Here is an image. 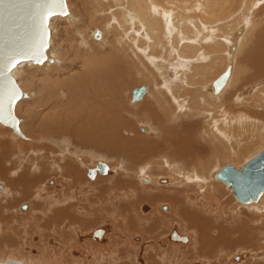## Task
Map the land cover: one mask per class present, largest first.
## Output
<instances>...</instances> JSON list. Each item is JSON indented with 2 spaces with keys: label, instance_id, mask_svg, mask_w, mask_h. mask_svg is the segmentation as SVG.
<instances>
[{
  "label": "rangeland",
  "instance_id": "obj_1",
  "mask_svg": "<svg viewBox=\"0 0 264 264\" xmlns=\"http://www.w3.org/2000/svg\"><path fill=\"white\" fill-rule=\"evenodd\" d=\"M66 1H67V6L69 8V5H68L69 0H66ZM70 5H72V7L77 8L76 4L73 3V0H72V4L70 3ZM261 11L264 14V5L261 7ZM231 12H232V10L228 12L226 17H223V18L219 17L218 18L219 20L217 21V23L214 26H212L215 29L214 33L220 32L223 36H226L228 38V41H227L228 53L226 55H224V51L223 50L220 51L218 53L219 55L216 56L217 60H219V61H221V58H223V57H225L227 60H229L228 59L230 57L229 48L231 46V42H234V40L236 38V37H234V39H233L231 37V35L234 36L235 30L240 26H243V28H244V25H245V21H238L237 20V18H236L237 13L233 14L232 16H228L229 13H231ZM131 13H133V9L129 5V0H120V2H117V0H105L104 4L102 5V8L99 10V13L96 16V19H94L91 22V24L89 25V27H91V25L93 24V25H95L94 27L99 28L95 32V37L97 40L94 37H92L93 35H91L92 40L100 42V40L102 38V31H100L101 29H100V27H98V25L99 26H104V25L108 26V28H109V39H112V41H115V39L119 38V34L121 37L123 36V40H124L123 43L124 44L123 43L119 44V42H117V45H118L117 47H119L122 50L125 48L126 51H129L131 54L130 55L128 52L126 55L125 54L122 55L121 62L123 63L122 68H124V70H121V69L117 70L121 74L123 73L124 76H123V74H122V78L116 76L115 77L116 80H114V77H112L113 82H115L114 83L115 86H114V84L110 83L111 79H109V80L107 79L110 85L106 84L105 89L103 90V94L105 96L104 100L106 102H110V95H109L110 87H112L113 89L117 88L119 92L121 91V95H119L120 96L119 101L124 106V107H122V109H124V111H122V112H123V115L125 116V119L127 121L126 126L121 128V131L119 133L121 136H118L116 138L114 137V139H113V137H110V136L109 137H107V136L103 137V134L100 135V136H102L100 138H102V140L104 139V141H105L104 143H103V141H101L103 143V145H102L103 147L99 146L97 143H96L97 145L95 143L86 144L87 142L85 143V142L81 141L80 139H78V136L75 134L76 130L74 128L80 126V128L82 130H84L85 127L81 126V123L85 117H86L85 120L87 122H91V124H96L94 122V120L92 119V117L88 116L87 113H84V114L82 113L79 119L73 120L75 122V124H74L75 127L72 126V124H70L69 122H65V121L62 122L64 118H67L68 120H70L69 116H71L74 113L71 110L70 111L68 110V112H65V107L63 106V105H69L68 103L70 101L69 102H67V101H68V98L71 97V94H69V96H67L65 98L61 97L62 99H57L58 97L54 98V97H56V96H54L52 99H49L46 101V97H45L46 92L42 90L39 93V90L37 89V88H39V86L35 82H32L31 84L29 83L30 86H28V91L37 90V96L38 97H35L36 99L33 98L32 100H29V101L28 100L23 101L19 105L17 104L16 110H15L16 115L21 119V122H20L21 129H22L23 133L25 134L26 138L21 139L18 137H14L13 130L10 127H7L4 124H2V122H0V136L2 135L0 137L2 139V140H0V154L1 155L3 154L2 156H0V165L1 166L4 165V166H2L3 168L0 167L1 168L0 170H3L2 171L3 173H8V171L11 170L10 168H12V169L15 168L13 173H11L12 175L10 174V172L8 173L11 175L12 179H18L20 177V175H22V174L25 175L28 179L33 178V177H37L39 179L44 180L45 184H47V186H49V187L53 186V185L57 186V185L61 184L60 186L53 188V189H56V190H53L54 192H56V191L58 192V189L63 188V187L65 188V187L69 186L68 188L70 190H72V192L76 191L75 194L77 197V200H68V201H65L63 203L61 202V204L60 203L55 204L51 200V198L47 197V196L44 199H40L36 195L33 196L31 194L32 191H31V193H28L29 197L27 196L26 197L27 199L25 198L23 200L20 196H18L17 199L14 198L15 200L12 199L11 202H4L5 198L0 197V224H2L1 226L5 227V229H7V235H5V237L0 234L1 257L4 256L3 258H5V257L10 256L11 254H14L17 257L14 259L19 260V259H25V258L27 259L30 256L29 258L35 260L36 262L45 264V262L47 261L48 263H46V264H52L50 261H48L45 258H49V260H50V256L48 253H54L53 255L58 260V263L54 262V264H79L81 262V260L82 261L85 260V262H88V260H89V263H91L92 259L95 260V257L91 258L92 254L89 253L90 259L89 258L85 259V254L82 251H84V252L86 251L88 253V252H90V250L94 249V247H92V244H90L91 242L93 244L94 243L96 244L97 242L104 243L105 242L104 240L106 239V240H108V242L106 243L105 250L108 253L106 254V257H105V260H106V262H104L105 264H114V263L118 264L119 262L121 263L122 260H123V262L125 261L129 264H148V263L149 264H264V244H262L263 241L260 239L262 237L260 234L261 230L256 232V234L258 233L259 236L257 235V236H255V238H253L254 236L251 237V235L247 236V241L243 240V241H245V243L242 242V239L239 236L237 237V235L234 234L235 236H232V235L230 236L233 239H231L229 237L230 238L229 241L231 243L228 246H226V245L224 246L222 243H221V245L220 244L218 245L217 243H214V242H209V245H208V243L205 244L207 246L205 247V245H204L203 248H200L199 245H195L197 240H198L197 244L199 243L201 236L202 237L205 236V235H203L204 230L198 229L197 230V232L199 231L197 233L198 238L195 237L194 230H195L196 226L202 228V226L204 225V223L206 221L205 219H207V220L210 219L212 221L213 225L211 224L209 226H214L216 224V222L219 223V221H221L223 224H226L227 221L226 220L222 221L220 218H221V216H223L225 218V216H227V215L222 214L217 219L216 214H214V213H216V209H214L215 211L214 210H208L207 211L206 209H204L206 211L203 210V208L205 206L212 207V205H213V202H206V200H205L206 195H207L206 194L207 189H205L203 186L199 190V187L195 188V185L191 186L190 183L186 181L185 172L181 171V175H182L181 177H180V175H176L177 178L171 179L172 173L170 171H168V165L166 163H165V167H164V164H163V167L162 166L159 167V166H157V164L155 165V163H154V168H153V170L151 169V174L155 178V181L153 179L151 181V183L145 184L144 182H142L140 180L139 176L137 175V172H138L139 167L141 165L146 164V163H150L151 161H158L159 160L157 158V156L152 157L153 155L158 154L159 151L157 152V150H153V151H155V153L152 154V156L149 153H147V152L144 153V152L147 149L146 147H150V145L153 146V144L155 145V142L158 141V138H160L159 142L162 141V138L160 136L155 135V134L144 133V131L142 129H140V133L137 132L138 129L133 130L132 133H129L127 130L131 131V129L128 127V123H130V125H132L131 127L133 129L135 127L138 128V125H140L141 127L147 126L148 127L147 131L149 133H152V131H153L152 129L155 126H157L155 110L157 108H160L167 115V112L170 111L171 109H173L171 107H173L174 105L167 107V105L164 104V102H163L164 100H163V97L161 96L162 95L161 93L164 91V88H165L164 82L165 81H166L165 83L169 84V86L171 84L170 90L172 89V86H174L172 84H174L173 82H176V80H177V78H175V77H177V75L182 73V72H177V70H180L179 66H181L182 68L184 67V66H182L184 63L180 62L184 58L181 57L178 53L180 51V49H178V48H180V47L177 48V46H175L174 43H171L173 41H171V39H169V38H168L170 40V42H168L169 46L167 44L166 47H171V48H174L175 50L177 48L179 50V51L176 50L177 56H174L175 53L171 51L172 52V54H171L172 57H171L170 55H167V53H165V50H162L161 56H158V57L155 56V55H157V53L161 49L158 50L157 52H154L155 55L153 53L151 54V51H148V52L145 51V50H147L148 45L151 49H153V45L155 44V40H153L152 37L154 38V36H152L151 31L149 32L146 28V29H144L146 32L145 35L147 37L149 35L151 36V39H150V37H148V39H147V37H145V35L142 36L144 30L141 29L136 33L135 29L139 25H136L137 27L135 26L136 28L134 29L130 23H129V25H127L126 23L122 24L123 17L128 21L129 15H131ZM245 17L247 18V23H249L251 16L249 14H247ZM263 19H264V16H263ZM254 21H255V19H254ZM256 23H257V21H256ZM185 24H186V22L182 21V23L179 25L180 31L184 30L183 26ZM61 25L59 26V35L62 34L63 27H64V25H62V26ZM231 26H234L235 28H231ZM261 29H264V25L262 27H260V29H258V30H261ZM84 31H86V30H84ZM175 33L176 34L178 33V29H177V32L175 31ZM136 34L138 36L139 35H141V36L137 37ZM147 34H149V35H147ZM243 34H244V32H243ZM243 34H240L238 39H240V37L243 36ZM135 36H136V38H134ZM258 36H259V31H258V34L253 38L252 43L256 41V38H258ZM142 37L143 38L145 37V40ZM132 38H133V40L135 39L134 43L132 41ZM141 38H142L143 42L141 41ZM195 38L191 37L190 39H188V41H187V38L186 39L184 38V39L186 40L185 42H187L190 45H193V44H195L193 42L197 41V40H195ZM80 40L83 41L84 37L80 38ZM136 40L138 41V43L136 42ZM139 40H140V42H139ZM247 40L250 43V41L252 39H249V36H247ZM78 41H79V38H78ZM89 42H90V40H88V42L86 44L83 43V48L90 47ZM150 42H152V43H150ZM59 43H60L59 44L60 49L64 48L62 50L63 51L65 50L64 52H67L68 41H67V39H65V36L64 37L61 36ZM141 43H144V44L141 45ZM145 43H146V45H145ZM183 43L184 42L180 41V43H179L180 46ZM131 45H132V47H131ZM134 45H137V46H134ZM139 45H141V46H139ZM173 46H175V47H173ZM256 46H257V44L253 45V47L251 49V54L253 56H255L257 54ZM99 47H100L99 49H101V51H103L105 53H107V51H108V53L111 51L110 42H107L106 44H104V42L100 43ZM140 47H144V49L143 48L139 49ZM129 48H131V49L133 48V50H135L134 53L139 50L140 51L139 53L143 55V59L140 61L135 59L137 63H135V61H134L131 64L129 62V60L133 59L132 58V52H131L133 50H131ZM248 48H247V50H249ZM144 51L147 54H145ZM171 52H169V53H171ZM62 56L57 58L58 63L56 66L58 67V69L52 70L47 74V77H49L50 80H52L53 82H55L57 80L60 81L58 79V77L60 75H65L64 77H67L70 75L69 69H70L71 65L64 66L68 61H71V63H73L74 66H77L76 65L77 60L73 59L71 57V53L69 51L67 52L66 55L64 53H62ZM166 56H168V57H166ZM237 56L238 55L236 54L234 56V58H236ZM149 57L150 58L152 57L153 60L148 59ZM155 57H157V58H155ZM169 57L172 58L173 60L172 59L170 60ZM177 57L180 59H178ZM71 58H72V60H71ZM168 58L170 61H168ZM262 58L264 60V55ZM156 59H157V61H156ZM178 60H179V64L176 63V61L178 62ZM253 60H254V62L255 61L256 62L261 61V60L257 61L254 58H253ZM253 60H252V63H254ZM151 62L153 64H151ZM172 62L173 63L175 62L176 64L175 63L173 64ZM249 62H251V59L248 60V62H247L248 65L251 64ZM256 62L254 64H255V67L258 68V66L260 65V62H259V65H257L258 63L256 64ZM170 63H171V65H170ZM181 63H183V64L180 65ZM207 64H209V63H205V65H207ZM254 64H251V68H249V73H252V71H253L252 74H249L248 70H247V73H248L247 78L249 77L247 79V83L243 87H240V89H238L237 91L232 93V97L234 95H236L233 98V100L231 98V100L229 101L230 103H229V102H226L225 98H224L225 104L223 102H221L218 105V106H223L224 112H226V111L231 112V113L242 112L244 114H247L250 118L249 121L252 123L255 122L257 124L255 127L254 126L250 127V130L244 134L243 138L246 140V142H245L246 145H244L243 148L244 149L248 148L247 152L245 150L244 152L239 154L240 157H239V155L229 157L228 155H224L220 151L217 152L216 155H214L212 152H208L206 146L202 145L203 149L205 147H206V149L199 151V153L202 154L201 158L195 157L194 158L195 162L192 164H189V169H187V170L192 171L193 169H195L197 167V164L200 163L201 161H203V163H205V164H209V163L212 164L211 165L212 167L206 166L203 169L198 168V172L199 173L202 172V174H205V175L208 174L209 172L211 174H214L216 168H219V167L223 168L224 166H226L228 164L240 167V166H243L248 160L253 158L257 153H259L261 150L264 149V146L261 147L262 142H260V138L258 136V134L260 132H262L263 127H264V104H263L262 108H257L255 106L254 102L252 101V99H250V92L252 93L253 91H255L254 90L255 87L258 88V86H261L260 87L261 91H260V93H259V91H256L258 93L254 94V96L260 97L259 94L262 95V92L264 89V69H263V73H261V71H262L261 69L253 68ZM173 65H175V66H173ZM126 67L128 69L125 70ZM259 68H260V66H259ZM131 69H132V71H131ZM175 69H176V71H175ZM258 70H259V72H258ZM44 71H46L45 68H44V70L42 68H37L34 70V74L36 72V76L38 75L41 78H45L46 75H45ZM254 71L256 73H254ZM130 72H132L134 74V76L131 75ZM151 72L154 73V76L152 75ZM125 73L128 74V76L131 77L132 79L129 78ZM121 74H119V76ZM253 74L255 75V77ZM106 77H108V76H106ZM126 79L128 80L127 81L128 84L126 83ZM86 80L89 81L88 78ZM102 80L104 81L105 79L102 78ZM123 80H125L124 83H123ZM134 81L139 82V83L136 85L134 84V86L130 85L131 83H134ZM57 85L60 86L59 84H57ZM141 85H146L148 90L141 100L133 102L132 101V90L138 86H141ZM94 86H95V83H92V82L87 83V85L85 86L86 87V91H85L86 95H88V96L94 95V92H92V89H93V91H95ZM20 87L24 92H27V90L22 88V86H20ZM61 88L64 89L65 87L62 85ZM107 88H109V89H107ZM58 89H59V87H58ZM64 91H66V89ZM159 91H161V92L158 93ZM198 91H199L198 86H193L192 91L190 92V95L193 96ZM241 93H247V95L249 94L246 97L247 103H245V101H243L241 99V95H239ZM237 97H238V99H237ZM156 100H157L156 103L162 102L163 107H160L159 105L155 104ZM233 102H235V103H233ZM63 103H65V104H63ZM129 104L133 105V107ZM150 104H152V106H154L155 110L152 109V106ZM109 105H112V104H109ZM52 106L56 107L54 109L55 110L54 114L48 113V111H52L51 110ZM125 106L126 107L131 106V108H128V107L126 108ZM194 108L197 110L195 113H193L194 116H192V117L186 116L185 118L171 119V121H173V122H169L167 125V127L169 129H170V127L177 129L176 132H172V136H177V138L174 139V141L178 140V145H180L181 148L185 147L190 142V140H191V144L195 145L196 144V142H194L195 139H198L199 141H201L205 145H210L209 140H210V138H212V136L210 134V130L212 128L211 117H209L205 114H202V113L198 114V111L202 110V109H200L199 107H195V106H194ZM228 108H231V110H228ZM127 109H129L128 112H127ZM220 113L222 115H224L222 119L226 121L227 116L222 111H220ZM165 114L162 115V117H164ZM56 118L60 120L61 123L60 122L59 123L61 124V126H64V127L65 126H71V128H69L70 130L68 131V129L66 130V129H61V128L59 130L58 129L59 127L57 126L58 123L56 122L57 121ZM147 123L148 124L150 123L151 125H147ZM101 125H103V124H101ZM235 125H237V123H234L232 125V127ZM62 131H64V132H62ZM67 131H68V133H67ZM72 131H73V133H72ZM231 131L234 132L235 130L233 131L231 129ZM235 132H241L242 133L243 131H235ZM235 132H234V134L236 135ZM26 134H28V135H26ZM209 134H210V137H208ZM4 135H6V136H4ZM84 137L85 136H82V139H85ZM90 137L88 139H90ZM95 137H99V135H97ZM231 137H234V136H231ZM65 139H69V140L64 142ZM139 140H141V141H139ZM141 142H142V144H140ZM106 143L107 144L110 143V145L109 144L107 145ZM116 144H117V146H116ZM131 144H132V147L130 146ZM157 144H160L161 148H163L162 147L163 142H160ZM241 144H242V141H241ZM142 145H143V147H142ZM111 146H113V147H111ZM139 146L141 148H139ZM115 147H116V149H114ZM229 148H231V147H229ZM84 150H87V151L90 150V156L91 157L88 156L89 157V164L87 165V163H84V161H82V160L80 162H76V163H77V167H78V165L80 166L79 169H81L82 171L84 170L83 172H85L87 170V168H90L81 177L84 179V180L83 179L82 180L84 181L85 186L86 187L88 186L87 187V189L89 190L88 192L91 194H89V193L85 194L86 191L82 192L84 186H82V185L79 186L81 183L75 184L73 181H70L71 180L70 178L63 177V179H62V175H63L62 173L63 172L61 171L62 169L59 168L60 164L65 165L67 161L77 160L78 157L76 155L79 153L81 154V152H83ZM162 153H165V151ZM3 156H4V158L2 159ZM213 157L215 158L214 161L212 160ZM51 160L56 161L57 163L54 162L56 164H54V163L51 164V162H50ZM99 160H103V161L107 162L109 164V166L113 169L116 168V172H113V173L110 172V174L105 173L107 175H102L101 173L100 174L98 173V175H97V173H95V174H93V176L89 175L90 170L96 168L95 165L97 164V162H99ZM169 160H170L169 163H171L172 160H174L173 162L175 164H177V165L181 164L180 166H182V168H184V169H185V164H187L186 163L187 161L182 157L171 156V158H169ZM198 160H199V162H198ZM13 162H14V164H13ZM34 163H36V164H34ZM71 163H73V162H71ZM76 163H74V165H76ZM182 163H185V164L182 165ZM82 164H83V166H82ZM33 165H36V166L39 165V167L41 166L40 167L41 170H37L38 167L35 168V166H33ZM55 165H56V167H55ZM46 166L47 167L51 166L50 167L51 169H48V171L44 173V171H45L44 168ZM148 169H149V166L147 167V170ZM50 170H51V172H50ZM21 171H23V172H21ZM55 171L56 172L58 171L57 172L58 174ZM2 172L0 171V173H2ZM54 172H55V174H54ZM40 173H41L42 178L40 177ZM42 173L44 174V176H42ZM59 173L61 174V177H60ZM210 173H209V175H210ZM50 174H52V175H50ZM34 175H36V176H34ZM56 175H58L59 177ZM96 175H97V177H96ZM158 175H160V176H158ZM53 177H55V178H53ZM103 178L110 179L111 182H108L110 184L114 182L112 179H114V180L120 179L119 184L121 185L120 188L124 189L123 194L122 195L121 194H110L109 195V193L106 192V188L111 187V185L110 184H104L106 182H102L101 185L104 184L103 189H105V191H104V195H102L100 200L98 199L99 200L98 201L97 198L95 197V194H99L101 191L99 188L98 189L95 188L94 185H96V184H94V183L96 181H100ZM164 179H167V181L161 182V180H164ZM42 180H40L38 182V184L42 183L43 182ZM51 180L54 182L53 185H50ZM69 181L72 183L70 184ZM219 181H221V180H219ZM2 182H4L5 184ZM57 183H59V184H57ZM221 183H223L222 188L225 190L227 189L226 190L227 193H225V195L222 196L224 198L221 197V199H223V204L225 205V202H228L230 204V202H231V206L235 207L236 209H240L243 211L242 217H245V215L251 216V213H252L251 211H253V210H249L250 209L249 207L241 208L239 206L240 201H238L235 198V196L232 194L230 188L224 182H221ZM6 184H7V182L5 180L0 179V192H4L6 190ZM74 184H75V186H74ZM92 186L94 188H92ZM7 187H8V184H7ZM226 187H228V188H226ZM75 189H78V191ZM79 189L82 191H80ZM92 192L94 193V195L92 194ZM182 192H184V193L182 194ZM60 193L61 192L59 191L58 194H60ZM172 194H174V196ZM176 194H178L179 202H177L176 200H175V202H171L172 199L171 200L169 199V200H166L163 202L159 201V199L162 197H164V198L165 197H173L174 199H176L177 198ZM83 196H84V199H85V197L87 198V196H88V199H90V204H86L85 207L86 206L88 207V205H90V208L92 207V209H90L91 211L89 213V214H91V212H92L90 218L96 220L95 222L93 221L91 223L92 228H90V226L88 227V226L82 225L81 222L76 223L77 221L80 220L79 214L84 213V210H82L83 205L78 204V202L83 198ZM78 197L80 198V200ZM95 198L97 201H93V199H95ZM49 199L51 200L52 204L50 203ZM17 200H19V201H17ZM43 200H45V201H43ZM85 200L87 201V199H85ZM12 201H14L13 204H12ZM40 201H42L43 203L46 202L45 204L41 203V206L44 207L43 212H40V211L37 212L38 209L34 205V204L38 203L37 206H39ZM75 201H77V202H75ZM86 201L83 203H86ZM19 202H21V203L19 204ZM101 202L103 203V205ZM195 202L197 204H193ZM70 203H73V204L75 203L74 205L71 204L72 206H78V205H79V207L82 206L80 208V210H78L79 213L76 211L78 215L75 214L76 212H72L73 210L70 209V206H71ZM17 204H19V206ZM62 204H64V205H62ZM96 204H97V206H96ZM7 205H9V207H7ZM49 205H51L52 208ZM57 205H59V206L62 205L63 208L67 207L66 205H68V210H69L68 212H70L71 214H69L67 212V214L65 216H62L65 220L62 219V217H60V218H59V216L56 217V215H58L57 209L61 208V206L59 207ZM145 205H147V207L145 209H143L144 208L143 206H145ZM166 205L168 206L167 210L164 209L166 207ZM32 206H35L34 209ZM163 206H164V208H163ZM48 208H49V210H48ZM31 209L33 211H31ZM97 210H99V212ZM158 211H160L161 214H159ZM203 211L205 213H203ZM230 211L233 212L232 209H230ZM101 212H102V214H99ZM34 213H36V214L34 215ZM46 213H48V214L46 215ZM49 213H51V215ZM55 213H56V215H55ZM94 213H98V215L94 214ZM115 213H117V214L115 215ZM164 213H166L165 214L166 218L161 216V215H164ZM180 213H181L182 217H184V218H182L179 215ZM23 214H25V215H23ZM189 214H196L194 216H196L198 219L199 218L200 219L198 221L197 220L189 221L187 218H185V215L188 217ZM205 214L208 217H206ZM218 214H220V212ZM36 215L41 217V219H42V217H44V218L42 219V221L38 222V220H41V219H38L39 217H37ZM83 215L84 214H82V217H83ZM169 216H170V218H169ZM46 217H47V219H46ZM101 217L102 218L104 217V218L101 219ZM152 217H154V218H152ZM215 217H216V220L214 219ZM48 218L51 219L52 221L50 220L47 222ZM226 218H229V217L227 216ZM99 220L101 221L100 223H99ZM23 222H25L26 225ZM199 222H202L203 225ZM6 223H9V224L6 225ZM230 223H231V221H230ZM37 224L39 225L38 227H36ZM192 224L195 226H193ZM205 224H207V223H205ZM52 226L55 228H53ZM82 226H83V228H82ZM257 226L259 227L258 224H257ZM40 227H43L41 232H40V230H41ZM67 227H69V228H67ZM57 228H58V230H57ZM88 228H89V230H88ZM100 228H106L107 229L106 233L104 234V238L101 241H99L97 239H93L90 235V232L95 231V230L100 229ZM14 229H16L15 232H14ZM78 229H80L81 231H84V230H86V231H84L81 234H78ZM174 229H176L179 234L188 236V238H189L188 241L187 242H181V241L176 242V240H171L169 238V236L171 235V233L173 232ZM47 230H48V232H46ZM53 230H55L56 232ZM90 230H92V231H90ZM28 232L31 234H29ZM50 232H51V234H48ZM43 233H44V235H43ZM150 233H152V234H150ZM40 234H42V235L40 236ZM54 234L56 235L55 238L53 237ZM215 234H216V232H215ZM33 235L35 237H33ZM45 235L50 236V237L46 238ZM199 235H200V237H199ZM50 238L52 241L49 240ZM250 238L255 239L254 242H251ZM39 239H41V240H39ZM46 240L47 241L49 240L48 242H50V243H48ZM64 240H65V242H63ZM70 240L73 243L72 245L70 243ZM18 241L22 242L23 246ZM43 241L47 242L48 244L43 243ZM25 242L27 243L28 246H26ZM32 242H33V244H32ZM66 242H68V243L66 244ZM18 243L20 245H18ZM211 245L214 248H212ZM7 246H9V247H7ZM19 246L23 247L24 249L23 248L20 249ZM69 246H74V248L69 247ZM215 246H217V247H215ZM77 247L80 248V251L76 250ZM117 248H119V249L125 248L126 250L130 251V252L126 251V253H129V255L126 254L128 256L125 255L124 259H122V257H121L122 260L120 261V258L118 259L120 251H119V249L116 251ZM68 250L70 251V254H68L69 253ZM135 250H136V253H135ZM202 250H204V251H202ZM64 251H66V254ZM110 252L112 254L116 253V255L115 254H113V255L116 256L117 259H115V260L117 262H114L115 260H113L109 256ZM246 252L249 253V256H247L245 258ZM58 253L60 254V256L57 255ZM71 253L73 256L71 255ZM64 254L67 255V257ZM132 254H134V255L131 256L132 257L131 258L130 255H132ZM137 255H138V257H137ZM240 255H242L241 259L235 261L234 258H236L237 256H240ZM69 256L71 259L68 258ZM126 257H129V258L126 259ZM37 258H39V259H37ZM130 258L132 259V261ZM64 260H65V262H63ZM94 262H96V261H94ZM100 263L103 264V262H100Z\"/></svg>",
  "mask_w": 264,
  "mask_h": 264
},
{
  "label": "bare ground",
  "instance_id": "obj_2",
  "mask_svg": "<svg viewBox=\"0 0 264 264\" xmlns=\"http://www.w3.org/2000/svg\"><path fill=\"white\" fill-rule=\"evenodd\" d=\"M69 1H68V5H69L68 14H66V15H54L50 19L51 37H50V47L48 49V53L47 54H48L49 58H52V60H48L47 59L42 64L33 63L31 61H23V62H20L13 69V74H14L15 78L17 79L18 84H20V86H22L23 89L27 90V93H28V96L21 98L18 101L17 104L19 105L23 101H27V100L29 101V100H32L35 97H38L37 96V90L28 91V86H30V84L32 82H35L39 86V88H37L39 90V93L42 90L46 92V94H45L46 101L49 100V99H52L54 96H56L54 98L58 97L57 99H62L61 97L65 98V97L69 96V94H71V97L68 98V101H67V102L70 101L68 103L69 105H63V106L65 107V112H68V110L69 111L71 110L74 113L71 116H69L70 120H68L67 118H64L62 122H64V121L65 122H69L70 124H72V126L75 127V125H74L75 122L73 120L79 119L82 113L83 114L87 113L88 116L92 117V119L94 120V122L96 124H91V122H87L85 120V118H86L85 117L83 119L82 123H81V126H84L85 129L82 130L80 128V126L79 127H75L74 128L76 130L75 134L78 136V139H80L81 141H83L85 143L87 142L86 144H93V143L96 144L97 143L99 146H102L105 141H104V139L102 140V138H100V137H102L100 135L103 134V137L104 136H107V137L110 136V137H113V139H114V137L116 138L118 136H121L119 134L120 131H121V128L125 127L126 124H127L125 116L123 115V112H122V111H124V109H122V107H124V106L119 101V97H120L119 95H121V91L119 92L117 88L113 89L112 87H110V91H109L110 102H106L104 100L105 96L103 94V90L105 89V85L109 84V82H108L109 79H111L110 83H112V84L115 83V82H113L112 77H114V80H116L115 79L116 76L122 78V74L123 73L121 74L117 70H119V69L124 70V68H122L123 63L121 62L122 55L123 54L126 55L129 51H126L125 48L122 50L119 47H117L118 46L117 42H119V44L124 42L123 36L121 37L120 34H119V38L115 39V41H112V39H109V28H108V26H105V25L104 26H99L98 25V27H100V29H101L100 31H102V38H101L102 41L100 40V42H97V41L92 40V37H94L96 39L95 32L99 28L94 27L95 25H93V24L91 25V27H89V25L91 24V22L94 19H96V16L99 13V10L102 8V5L104 4L105 0H73V3L76 4L77 8L76 7H72V5H70V3L72 4V0H69ZM117 2H120V0H117ZM129 5L133 9V13H131V15H129V20L128 21L123 17L122 24L126 23L127 25H129V23H130L131 26L134 29L137 27L136 25H139L135 29L136 33L139 30H141V29L144 30V29L147 28V30L149 32L151 31L152 36H154V38L152 37V39L155 40V44L153 45V49H151L149 47V45L147 44L148 47L151 50L147 47V50H145V51H147V52L151 51V54L153 53L155 55L154 52H157L158 50L161 49L157 53V55H155V56H157V57L161 56L162 50H165V53H167V55L171 56L172 52H174L175 53L174 56H177L176 55V50L180 49V51L178 50L179 51L178 53H179V55L181 57L184 58L182 61H180V62L184 63V64L181 63L180 65L183 64L182 66H184V67L182 68L181 66H179L180 70H177V72H182V73L177 75V77L174 76L175 78H177L176 82H173L174 84H172L174 86H172V89L170 90L171 84L169 86V84H166L165 83L166 81H165L164 82V84H165L164 86H165L166 89L164 88V91L165 90L166 91L165 92L163 91L161 93L162 94L161 96L163 97V100H164L163 101L164 104H166L167 107L174 105L173 107H171L173 109L170 108L171 110L168 111L167 115H166L160 108H157L155 110L154 106H152V104H150L152 106V109L155 110L156 124H157V126H155L152 129L153 130L152 133H149L147 131V129H148L147 126L141 127L140 125H138V128L135 127L133 129L131 127L132 125H130V123H128V127L131 129V131L127 130L129 133H132L133 130H137V129H138L137 132L140 133V129H142L144 131V133L155 134L157 136H160L162 138V141H160V142H163V144H162L163 148H161L160 144H157V143H160L159 142L160 138H158V141L156 140L157 142H155V145L153 144L154 147L151 146V145H150V147H146L147 149H146V151L144 153L147 152L151 156H152V154L155 153V151H153V150H157V152L159 151L158 154H155V155L152 156V157H156L157 156V158L159 160L158 161H151L150 163H146V164L141 165L139 167L137 175L139 176V178H140V180L142 182H144L145 184H149V183H151V181L153 179L155 181V178L151 174V169L153 170L154 163H155V165L157 164V166H159V167H161V166L163 167V164H164V167H165V163H166L168 165V171H170L172 173L171 179L172 178H177L176 175H180V177H181L182 176L181 175V171H183V172H185L186 181L189 182L191 186L195 185V188L199 187V190L203 186H204L205 189H207L206 190V194L207 195H206L205 200H206V202H213V205H212V207L205 206L203 208V210L206 209L208 211V210L216 209V213H214V214H216L217 219L222 214L223 215H227L229 218H226L227 216H225V218H226L225 219L223 216H221L220 219L222 221L223 220L227 221L226 224H223L221 221H219V223L216 222L215 221L216 217H215L214 221L216 222V224L218 223L217 225L214 223L216 226L215 225L214 226H209V225L212 224V221L210 219H208V220L205 219L206 221L203 219L205 221V223H207V224L204 223V225L202 224V222H199L203 226H202V228L196 226L197 229L195 228L194 235H195L196 238H198L197 237V233L199 231L197 232V230L198 229L199 230L200 229L204 230L203 231L204 232L203 235H205V236L204 237H202V236L200 237V235H199L200 240H199L198 244H197L198 240L197 241L195 240L196 241L195 245H199L200 248H203V246L205 244H207V243L209 245V242H214V243H217L218 245L219 244L221 245V243H222L224 246L225 245L228 246L231 243L229 241L230 238H231L230 236L231 235L235 236L234 234H236L237 237L239 236L242 239V242L245 243V241H247V236L251 235V237L254 236L253 238H255V236H257V235L259 236V234L258 233L256 234V232H258L260 230H261L260 234L262 236L260 239L263 241L262 244H264V192L259 196L258 200L251 201V202H241V201L239 202V206L241 208L249 207L250 208L249 210H253L254 211V212L251 211L252 213L250 212L251 216L248 215L249 216L248 217L247 215H245V217H242L243 216L242 215L243 211L240 210V209H236L235 207L231 206V202H230V204L228 202H225V205L223 204V199H221V197L223 195H225V193H227V191H226L227 189L225 190V189L222 188V184L223 183H221V182H224V181L222 179L216 177V173L220 169H222L221 167L216 168L214 174H211L209 172L210 175H209V173L205 175V174H202V172L199 173L198 172V168L203 169L206 166H211L212 164L211 163L205 164V163H203V161H201L200 163L197 164V167L195 169H193L192 171L191 170H187V169H189V164H192V163L195 162V160H194L195 157L201 158L202 154H200L199 151L200 150H205L206 147H207L208 152H212L214 155H216L217 152L220 151L224 155H228L229 157L230 156H238L239 154H241L245 150L247 152L248 148H246V149L243 148L244 145H246L245 144L246 140L243 138L244 134L250 130V127H252V126L255 127L257 124L255 122L254 123L250 122L249 121L250 118H249V116L247 114H244L242 112H238V113H231V112H227V111L224 112L223 106H218V105L221 102H223L224 104H225V101L229 102L231 100V98L233 100V98L236 95H234L232 97V93L237 91L238 89H240V87H243L247 83V79L249 78V77L247 78V74L249 73V68H251V64H254L256 62V61L254 62L253 58L255 60H257V61H259V60H261V61H259L260 65H259V62H256V64L258 63L257 65H259L260 68H259V66H258V68L255 67V64H254V67L253 66L252 67L255 68V69L256 68L257 69H261L262 71L261 70L260 71H261V73H263L264 60H263L262 57L264 55V29H261V30H258V29H260V27H262L264 25V19H263L264 14L261 11V7L264 5V0H129ZM231 10H232V12L229 13L228 16H232L233 14L237 13V15H236L237 20L238 21H245V25H244V28H243V26L238 27L235 30L234 36L231 35V37L233 39H234V37H236V38H235L234 42L230 41L231 42V46L229 48V50H230L229 51L230 52V57L228 58L229 60H227L225 57H223V58H221V61H219V60H217L216 56L219 55L218 53L220 51L223 50L224 51V55H226L228 53V51H227L228 38L226 36H223L220 32L214 33L215 29L212 26H214L217 23V21L219 20L218 19L219 17H221V18L226 17L228 12L231 11ZM247 14H249L251 16V19H250L249 23H247V18L245 17ZM254 19H255V21H254ZM182 21H185L186 24L183 26L184 30L180 31L179 30V25L182 23ZM256 21H257V23H256ZM61 24L64 25V27H63L62 34L59 35V26ZM176 28L178 29V33L177 34L175 33V31L177 32ZM231 28H235V27L231 26ZM84 30H86V31H84ZM258 31H259V36H258V38H256V41L252 43L253 38L258 34ZM243 32H244V34H243ZM145 34H146V32L144 30L142 36H144ZM240 34H243V36H241L240 39H238ZM91 35H93V36L91 37ZM147 35H149V34H147ZM61 36H63V37L65 36V39H67V41H68V45H67L68 50H67V52L69 51L71 53V57L73 59L77 60L76 61L77 62L76 65L77 66H74V64L71 63V61H68L64 66L71 65L70 69H69L70 75L67 76V77H64L65 75H60L58 77V79L60 81L57 80V81L53 82L52 80H50L49 77H47V74L50 71H52V70H57L58 69V67L56 66L57 63H58L57 58L61 57L62 53H64L65 55L67 54V52H64L65 50L64 51L62 50L64 48L60 49V47H59V44H60L59 40H60ZM136 36L140 37L141 35L138 36L136 34ZM136 36L134 38H136ZM247 36H249V39H252L250 41V43L247 40ZM82 37H84L83 41L80 40V38H82ZM145 37H147V36L145 35ZM145 37L144 38L142 37V38L145 40ZM148 37H150V39H151L150 35ZM148 37H147V39H148ZM191 37L192 38L196 37L195 40H197L196 42H193L195 44H193L191 42L193 45H190L187 42H185L186 38H187V41H188V39H190ZM78 38H79V41H78ZM142 38H141V41H142ZM168 38L171 39V41H173L171 43H174V45L177 46V48L178 47H180V48H178V49L176 48V50H175L174 48L166 47L168 42H170V40ZM88 40H90V42H89L90 43V47L83 48V43L86 44L88 42ZM134 40L132 38L133 43H134ZM137 40H136V42L138 43ZM180 41L184 42L181 46L179 44ZM103 42H104V44H106L107 42H110L111 51L109 53H108V51H107V53H105V52L101 51V49H99L100 48L99 47L100 43H103ZM139 42H140V40H139ZM150 43H152V42H150ZM142 44H144V43H141V45ZM255 44H257V46H256L257 54L255 56H253L251 54V49H252L253 45H255ZM141 45H139V46H141ZM145 45H146V43H145ZM134 46H137V45H134ZM168 46H169V44H168ZM175 46H173V47H175ZM131 47H132V45H131ZM141 48L144 49V47H140L139 49H141ZM247 48L249 50H247ZM129 49H131V48H129ZM131 50H133V48ZM134 51L135 50L131 51L132 52V58H133V59L129 60V62L131 64L134 61H135V63H137L135 59H137L138 61L143 59V55L139 53L140 52L139 50L138 51L136 50L137 52H135V53H134ZM145 51H144V53H145ZM169 52H171V53H169ZM129 54H130V52H129ZM145 54H147V53H145ZM236 54L238 56L236 58H234V56ZM157 57H155V58H157ZM166 57H168V56H166ZM72 58H71V60H72ZM169 58H168V61H170L172 59V58H170V60H169ZM148 59H150V60L152 59L153 60L152 57L151 58L149 57ZM178 59H180V58H178ZM250 59H251V62H249V63H251V64L248 65L247 62ZM252 60H253L254 63H252ZM156 61H157V59H156ZM176 63L179 64V60H178V62L176 61ZM205 63H209V64L205 65ZM151 64H153V63L151 62ZM170 65H171V63H170ZM173 66H175V65H173ZM37 68H42L43 70H44V68L46 69V71H44L45 75H46L45 78H41L38 75L36 76V72L34 74V70L37 69ZM229 68H230V73H229V76L227 77V79L225 80L224 85L221 86L219 89H217L216 85L214 84L215 80L217 78H219ZM126 69H128V68L126 67L125 70ZM247 70H248V73H247ZM131 71H132V69H131ZM175 71H176V69H175ZM258 72H259V70H258ZM252 73H253V71H252ZM252 73H249V74H252ZM254 73H256V72L254 71ZM119 74H121V75L119 76ZM130 74L134 76V74L132 72H130ZM126 75L128 76V74H126ZM152 75L154 76V73H152ZM106 76H108V77H106ZM123 76H124V74H123ZM254 77H255V75H254ZM87 78L89 79V81L86 80ZM102 78H104L105 80L103 81ZM129 78H131V77H129ZM127 81L128 80L126 79V83L128 84ZM88 82L95 83L94 89H95L96 92L93 91V89L91 88L92 92H94V95H91V96L89 95L88 96L85 93V91H86V87L85 86L87 85ZM124 82H125V80H123V83ZM138 83L139 82H135L134 81V83H131L130 85L134 86V84L136 85ZM57 84H59L60 86H58ZM62 85L65 87L64 89L61 88ZM114 86H115V84H114ZM193 86H198L199 91L192 96V95H190V92L192 91V87ZM58 87H59V89H58ZM260 87L261 86H258V88L255 87V89H254L255 91L252 90L253 92L252 93L250 92V99H252V101L254 102V104H255V106L257 108H262L263 104H264V89H263L262 95L259 94L260 97L259 96H254V94L258 93L256 91H259V93H260V91H261ZM65 89H66L67 92L64 91ZM107 89H109V88H107ZM147 90H148V88H147ZM160 92L161 91H159L158 93H160ZM239 95H241V99L243 101H245V103H247L246 102V97L249 94L247 95V93H241ZM132 97H133V94H132ZM224 98H225V101H224ZM141 99H139V100H141ZM237 99H238V97H237ZM139 100H137V101H139ZM132 101H133V98H132ZM133 102H136V101H133ZM156 102H157V100L155 101V104L159 105L160 107H163V103L162 102H160V101H159L160 103H156ZM65 103H63V104H65ZM233 103H235V102H233ZM109 104H112V105H109ZM129 105H131V104H129ZM193 105L195 107H199L200 109H202V110L198 111V114L202 113V114H205V115L211 117L212 128L210 130V134H211L212 138H210V140H209V144L210 145H205L201 141H199L198 139H195L194 140V142H196L195 145L191 144V140H190V142L185 147L181 148L180 145H178V140L174 141V139H176L177 136H172V132H176L177 129H175L173 127H170V129H169L167 127V125H168L169 122H173V121H171V119L185 118L186 116H188V117L194 116L193 113H195L197 110L194 108ZM131 106L133 107V105H131ZM131 106H129V107L127 106V107L131 108ZM55 108L56 107L52 106V108H51L52 111H48V113L54 114L55 113L54 112ZM128 110L129 109H127V112H128ZM228 110H231V108H228ZM220 111H222L227 116L226 121L222 119L224 115H222L220 113ZM164 114H165V116L162 117V115H164ZM56 120H57L56 122L58 123L57 126L59 127L58 128L59 130H60V128L61 129H66V130L68 129V131L70 130L69 128H71V126H65V127L61 126L60 120L57 119V118H56ZM234 123H237V125L232 127V125ZM101 124H103V125H101ZM147 125H151V124L147 123ZM20 128H21V125H20ZM231 129L233 131L235 130V131H243V132L241 133V132H235L234 131L236 133V135H235L234 132L231 131ZM21 131H22V129H21ZM68 131H67V133H68ZM62 132H64V131H62ZM72 133H73V131H72ZM13 134H14V137H18V138L22 139V137L18 136L15 132ZM210 134L208 135V137H210ZM26 135H28V134H26ZM97 135H99V137H95ZM4 136H6V135H4ZM82 136H85L84 137L85 139H82ZM231 136H234V137H231ZM258 136L260 138V142H262V145H261V147H262V146H264V127H263L262 132H260L258 134ZM89 137H90V139H88ZM0 140H2V139L0 138ZM68 140L69 139H65L64 142H66ZM101 141H103V143ZM139 141H141V140H139ZM241 141H242V144H241ZM108 144L110 145V143H108ZM140 144H142V142ZM202 145L206 146V147L203 149ZM116 146H117V144H116ZM130 146L132 147V144ZM111 147H113V146H111ZM142 147H143V145H142ZM229 147H231V148H229ZM139 148H141V147L139 146ZM114 149H116V147ZM164 151H165V153H162ZM2 155L0 154V156H2ZM76 156L78 157L77 160L67 161L65 165L64 164L61 165L59 163L60 164L59 168H61L62 169L61 171L63 172V173L61 172L63 174L62 175V179H63V177L70 178L71 179L70 181H73L75 184L81 183L79 186H81V185L84 186L83 187V191L80 190V189L79 190L82 191V192L86 191L85 194H88L89 193L88 192L89 190L87 189L88 186L87 187L85 186V183L83 181L84 179L81 176H83V174L90 168H87V170L85 172H83L84 170L82 171L81 169H79L80 168L79 165L77 167V163L76 162H80L82 160V161H84V163H87V165H88L89 164V157L88 156H90V150H88V151L84 150L83 152H81V154L79 153ZM171 156L184 158L187 161L186 162L187 164L182 163V165L185 164V169L182 168V166H180L181 164L180 165L175 164L173 162L174 160H172V162L169 163L170 162L169 158H171ZM239 157H240V155H239ZM3 158H4V156L2 157V159ZM214 159L215 158L213 157L212 160L214 161ZM199 160H198V162H199ZM50 162H51V164H53L56 161L51 160ZM71 162H73V163H71ZM100 162L106 163V165L108 167V170H107L108 172L107 171L106 172H101L100 171L99 166H98V164H100ZM56 163H54V164H56ZM74 163H76V165H74ZM13 164H14V162H13ZM34 164H36V163H34ZM2 166H4V165H2ZM2 166L0 165L1 168H3ZM33 166H35V168L38 167L37 170H41L40 169L41 166L40 167H39V165L38 166L33 165ZM82 166H83V164H82ZM148 166H149V169L147 170ZM50 167L51 166H48V167L46 166L44 168V170H45L44 173L47 172L48 169H51ZM55 167H56V165H55ZM95 167H96L97 175H98V173L99 174L101 173L102 175H107V174H110V172L111 173L116 172V168L115 169L111 168L109 166V164L107 162L103 161V160H99V162H97ZM235 167H237L239 169L242 166H240V167L239 166H235ZM10 169L11 170H9L8 173L10 172V174H11V173H13L15 168H13V169L10 168ZM0 171L2 172L3 170H0ZM21 172H23V171H21ZM50 172H51V170H50ZM55 172H54V174H55ZM8 173H3V172L0 173V179L5 180L7 182V184H8V187H7V184H6V190L4 192H0V197L5 198L4 202H11L12 199H14V198L17 199L18 196H20L22 198V200H23V199H25L28 196V193H31V191H32L31 194L33 196L36 195L40 199H44V198H46V196L50 197L51 200L55 204L56 203H60L61 204V202L63 203V202L68 201V200H77V197H76V194H75L76 191L72 192V190H70L68 188L69 186H67L65 188L63 186H62L63 188L59 187L60 189H58V192L60 191L61 193L58 194L57 191L56 192L53 191V190H56V189H53V188L58 187L61 184L55 186V185H53L54 182L52 180L50 181V185H53V186L49 187V186H47V184H45L44 180L39 179L37 177H33V178L28 179L25 175L22 174V175H20V177L18 179H12L11 178L12 174L10 175ZM105 173H107V174H105ZM50 175H52V174H50ZM97 175H96V177H97ZM34 176H36V175H34ZM42 176H44L43 173H42ZM56 176H58V175H56ZM158 176H160V175H158ZM40 177H41V173H40ZM60 177H61V174H60ZM53 178H55V177H53ZM40 180H42L43 182L38 184V182ZM112 180L114 182L112 181L113 183H111V184L108 183V182H111V180L108 179V178L107 179L103 178L100 181H96L94 183V184H96V185H94L95 188H97V189L99 188L100 191H101L99 194H95V197L97 198V200L98 199L100 200L101 196L104 195V191H105V189H103L104 188L103 187L104 184H110L111 185V187L106 188V192L109 193V195L110 194H121V195L123 194V190L124 189L120 188V186H121L119 184L120 179L119 180L112 179ZM219 180H221V181H219ZM164 181L166 182L167 179L161 180V182H164ZM102 182H106V183L101 185ZM2 183H4V182H2ZM71 183L72 182H70V184ZM57 184H59V183H57ZM75 184H74V186H75ZM228 187H226V188H228ZM92 188H94V187L92 186ZM75 190L78 191V189H75ZM230 190H231V188H230ZM231 192L234 195V192L232 190H231ZM183 193L184 192H182V194ZM89 194H91V193H89ZM92 194L94 195L93 192H92ZM172 195L174 196V194H172ZM176 195H177L176 199H174L173 197H165V198L162 197V198L159 199V201L163 202V201L172 199L171 202H175V200L177 202H179L178 194H176ZM96 198L93 199V201H97ZM222 198H224V197H222ZM85 199H87V201ZM85 199H84V196H83V198L81 200L79 198L80 201L78 200L79 201L78 204H80V205L82 204L83 205V209L82 210H84V213H80L81 215L79 214L80 220L77 221L76 223L81 222L82 225L88 226V227L90 226V228H92L91 227V223L93 221L95 222L96 220L90 218L92 212H91V214H89V213H90V211H91L90 209H92V207L90 208V205H88V207L86 206L87 208L85 207L86 204H90V199H88V196H87V198L85 197ZM45 200H43V201H45ZM51 200L49 199L50 203L52 204ZM17 201H19V200H17ZM85 201H86V203H83ZM13 202L14 201H12V204H13ZM75 202H77V201H75ZM20 203L21 202H19V204ZM39 203H40L39 206H37L38 203L37 204L33 203V204L38 209L37 212H39V211L43 212L44 207L41 206V203H43V202L40 201ZM45 203H43V204H45ZM19 204H17V205L19 206ZM64 204H62V205H64ZM71 204H73V203H70V205ZM193 204H197V203L195 202ZM62 205H60L61 208H59L60 206L57 205V206H59L58 207L59 209H57L58 210L57 211L58 215H56V213H55L56 217L59 216V218H60L62 216H65L67 214V212L69 211L68 210V205L69 204L66 205L67 207H65V208H63ZM102 205H103V203H102ZM35 206H32L33 209H34ZM49 206L51 207V205H49ZM96 206H97V204H96ZM164 206H163V208H164ZM7 207H9V205H7ZM81 207H79V205L78 206H72L71 205L70 209L73 210L72 212H76V211L78 212V210H80ZM143 207H144L143 209H145L147 207V205H145ZM167 207L168 206L166 205V207L164 209L167 210ZM230 209H232L233 212H231ZM48 210H49V208H48ZM206 210H204V211H206ZM31 211H33V210L31 209ZM97 211L99 212V210H97ZM204 211H203V213H205ZM77 212L75 214H77ZM158 212H159V214H161L160 211H158ZM219 212H220V214H218ZM68 213L71 214L70 212H68ZM181 213L179 215L182 217ZM35 214L36 213H34V215ZM47 214L48 213H46V215ZM49 214L51 215V213H49ZM82 214H84L83 217H82ZM94 214L98 215V213H94ZM99 214H102V212L99 213ZM116 214L117 213H115V215ZM165 214L166 213H164V215H161V216L165 217ZM23 215H25V214H23ZM194 215H196V214H189L188 217L185 215V218H187L189 221H191V220H197L198 221L200 218L198 219ZM37 217H39V216H37ZM154 217H152V218H154ZM206 217H208V216L206 215ZM43 218L44 217H42V219ZM49 218H48L47 222L51 220ZM103 218L101 217V219H103ZM169 218H170V216H169ZM182 218H184V217H182ZM38 219H41V217H39ZM42 219L38 220V222L42 221ZM46 219H47V217H46ZM62 219H64V218L62 217ZM100 220H99V223L101 222ZM229 220L231 221V223H230ZM23 223L25 224V222H23ZM7 224H9V223H6V225ZM257 224L259 225V227L257 226ZM1 225L2 224H0V234L5 237V235H7V229H5V227H3ZM38 226L39 225L37 224L36 227H38ZM193 226H195V225H193ZM40 228H41V230L40 229L39 230L41 232L43 227H40ZM53 228H55V227H53ZM67 228H69V227H67ZM82 228H83V226H82ZM55 230H53V231H55ZM57 230H58V228H57ZM88 230H89V228H88ZM97 230L99 231L98 233H96ZM97 230H95V231L90 230V231H92V232H90V235H91V237L93 239H97V240L101 241V240H103L104 234L106 233L107 229L106 228H100V229H97ZM15 231H16V229H14V232ZM84 231H86V230H84ZM84 231H81L80 229H78V234H81ZM46 232H48V230ZM174 232L177 234L176 236L173 234ZM215 232H216L217 235L215 234ZM29 234H31V233H29ZM48 234H51V232L48 233ZM150 234H152V233H150ZM41 235L42 234H40V236ZM43 235H44V233H43ZM183 236H186V235H181V234L178 233V231L176 229H174L173 232L171 233V235L169 236V238L171 240H176V242H178V241L187 242L188 239H189L188 236H186L187 240H182L181 237H183ZM33 237H35V236L33 235ZM48 237H50V236H46V238H48ZM53 237L55 238L56 235L54 234ZM253 238L252 239L250 238L251 242H254L255 239H253ZM231 239H233V238H231ZM39 240H41V239H39ZM49 240H51V238ZM243 240H245V241H243ZM104 241H105L104 243L97 242L96 244L95 243L93 244L91 242L90 244H92V247H94V249L90 250V252H88V253L86 251L85 252L82 251V252L85 254V259H88L90 257L89 253H91L92 254L91 258L95 257V260L92 259L91 263H89V260H88V262H85V260L84 261L81 260V262L79 264H101L100 262H103V264H105L104 263V262H106L105 257H106V254L108 253L105 250V248H106V243L108 242V240L105 239ZM47 242L43 241V243H45V244L50 243V242H48V243ZM63 242H65V240ZM19 243H21V245L23 244L22 242H19ZM19 243H18V245H20ZM67 243L68 242H66V244ZM70 243H71V245L73 244L71 242V240H70ZM32 244H33V242H32ZM26 246H28L27 243H26ZM206 246L207 245H205V247ZM7 247H9V246H7ZM69 247H73L74 248V246H69ZM215 247H217V246H215ZM21 248H23V247H20V249ZM212 248H214V247L212 246ZM118 249L119 248H117L116 251ZM76 250L80 251V248L77 247ZM119 251L120 252H119L118 259L120 258V261L122 259H124L126 254L129 255V253H126V251H128V250H126L125 248H121V249H119ZM202 251H204V250H202ZM64 252L66 254V251H64ZM128 252H130V251H128ZM135 253H136V250H135ZM48 254L50 256V260H49V258H45L44 257L45 259L50 261L52 264H54V262L58 263L57 258L53 255L54 253H48ZM68 254H70V251H69ZM113 254L116 255V253H113ZM113 254L110 252L109 256L113 260L117 259L116 256L113 255ZM57 255L60 256L59 253ZM71 255H72V253H71ZM128 255H126V256H128ZM133 255L134 254L130 255V257L133 256ZM65 256L67 257V255H65ZM247 256H249V253L246 252L245 258ZM3 257H1V253H0V262H4V261H7V260H17V259H14V258H17L14 254H11L10 256L5 257V258H3ZM121 257H122V259H121ZM137 257H138V255H137ZM241 257H242V255L237 256L236 258H234V260L235 261L239 260V259H241ZM28 258L27 259L26 258L25 259H19L18 261H20L21 264H42V263L36 262L33 259H30V258L28 259ZM68 258L71 259L70 256ZM127 258H129V257H126V259ZM37 259H39V258H37ZM94 261H96V262H94ZM131 261H132V259H131ZM63 262H65V260ZM114 262H117V261L115 260ZM46 263H48V262L46 261L45 264ZM114 264H116V263H114ZM118 264H129V263H127L125 261L123 262V260H122V262L121 263L119 262Z\"/></svg>",
  "mask_w": 264,
  "mask_h": 264
},
{
  "label": "water",
  "instance_id": "obj_3",
  "mask_svg": "<svg viewBox=\"0 0 264 264\" xmlns=\"http://www.w3.org/2000/svg\"><path fill=\"white\" fill-rule=\"evenodd\" d=\"M66 0H0V122L13 132L26 138L21 131V119L15 110L18 101L27 97L13 74V69L23 61L42 64L48 57L50 47V19L54 15L68 14ZM227 69L214 82L217 89L224 85L229 76ZM146 85L133 89V101L143 97ZM101 172H106V163L98 164ZM96 168L91 169L93 176ZM234 192L241 202L258 200L264 192V149L257 153L241 168L228 164L216 173ZM99 231L97 230L96 233ZM177 235L175 232L173 233ZM187 240L186 236L181 237ZM0 264H21L18 260H7Z\"/></svg>",
  "mask_w": 264,
  "mask_h": 264
}]
</instances>
